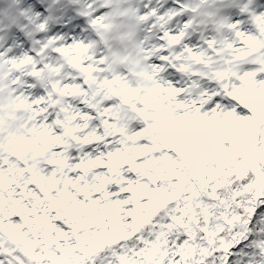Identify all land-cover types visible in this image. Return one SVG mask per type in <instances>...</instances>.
Here are the masks:
<instances>
[{
  "label": "clouds",
  "instance_id": "9594fccd",
  "mask_svg": "<svg viewBox=\"0 0 264 264\" xmlns=\"http://www.w3.org/2000/svg\"><path fill=\"white\" fill-rule=\"evenodd\" d=\"M0 264H264V0H0Z\"/></svg>",
  "mask_w": 264,
  "mask_h": 264
}]
</instances>
